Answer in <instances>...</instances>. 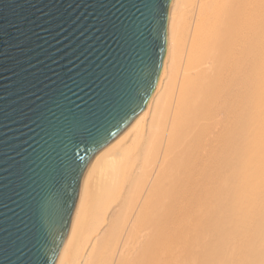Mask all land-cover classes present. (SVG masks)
I'll use <instances>...</instances> for the list:
<instances>
[{
	"label": "bare ground",
	"instance_id": "obj_1",
	"mask_svg": "<svg viewBox=\"0 0 264 264\" xmlns=\"http://www.w3.org/2000/svg\"><path fill=\"white\" fill-rule=\"evenodd\" d=\"M54 264H264V0H171L157 82L87 162Z\"/></svg>",
	"mask_w": 264,
	"mask_h": 264
},
{
	"label": "water",
	"instance_id": "obj_2",
	"mask_svg": "<svg viewBox=\"0 0 264 264\" xmlns=\"http://www.w3.org/2000/svg\"><path fill=\"white\" fill-rule=\"evenodd\" d=\"M171 0H0V264H54L87 162L145 106Z\"/></svg>",
	"mask_w": 264,
	"mask_h": 264
},
{
	"label": "rangeland",
	"instance_id": "obj_3",
	"mask_svg": "<svg viewBox=\"0 0 264 264\" xmlns=\"http://www.w3.org/2000/svg\"><path fill=\"white\" fill-rule=\"evenodd\" d=\"M169 12V11H168Z\"/></svg>",
	"mask_w": 264,
	"mask_h": 264
}]
</instances>
